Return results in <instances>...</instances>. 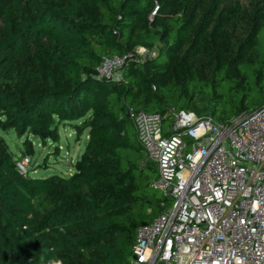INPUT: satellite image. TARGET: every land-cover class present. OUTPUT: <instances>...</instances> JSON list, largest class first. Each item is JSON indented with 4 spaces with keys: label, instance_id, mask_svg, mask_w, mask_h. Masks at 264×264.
<instances>
[{
    "label": "trees",
    "instance_id": "obj_1",
    "mask_svg": "<svg viewBox=\"0 0 264 264\" xmlns=\"http://www.w3.org/2000/svg\"><path fill=\"white\" fill-rule=\"evenodd\" d=\"M136 44L157 53L140 59ZM128 53L123 79L97 75ZM247 88L264 91V0H0V131L88 130L74 172L48 177L21 174L27 153L0 133V264H132L138 227L168 203L129 110L205 100L214 117L222 101L224 122L251 109Z\"/></svg>",
    "mask_w": 264,
    "mask_h": 264
},
{
    "label": "built area",
    "instance_id": "obj_2",
    "mask_svg": "<svg viewBox=\"0 0 264 264\" xmlns=\"http://www.w3.org/2000/svg\"><path fill=\"white\" fill-rule=\"evenodd\" d=\"M131 58L104 56L97 75L121 80ZM129 115L170 201L138 227L131 263L264 264V106L224 122L188 109ZM31 161L19 156L18 171Z\"/></svg>",
    "mask_w": 264,
    "mask_h": 264
},
{
    "label": "rangeland",
    "instance_id": "obj_3",
    "mask_svg": "<svg viewBox=\"0 0 264 264\" xmlns=\"http://www.w3.org/2000/svg\"><path fill=\"white\" fill-rule=\"evenodd\" d=\"M133 52L138 58L143 59L145 56H154L157 53V49H149L144 44H136L133 48ZM120 72L117 73L119 75ZM247 104L249 108H253L264 103V91L258 92L247 88ZM226 103L220 102L216 107V113L214 118L219 121L220 116L223 114ZM227 109L229 107H226ZM192 110L198 114H210V109L207 108L205 100H195ZM228 119L235 117L231 113L226 115ZM81 120L77 121H65L59 122L58 132L59 141L54 142L51 139L43 141L41 138L25 134L20 136L15 130L0 133L5 137L7 144L11 151L16 154L27 153L32 156L29 175L32 177H48L53 174H59L68 176L75 170V164L85 149V145L88 140V130H84L78 134L75 124H78ZM166 123H170L166 121ZM135 134L134 128L131 129V134ZM31 143L33 153L27 151V144ZM155 167V174L157 172V164L152 162ZM154 194L157 198L164 199L165 202L170 204V201L164 198V193L161 190H155Z\"/></svg>",
    "mask_w": 264,
    "mask_h": 264
},
{
    "label": "water",
    "instance_id": "obj_4",
    "mask_svg": "<svg viewBox=\"0 0 264 264\" xmlns=\"http://www.w3.org/2000/svg\"><path fill=\"white\" fill-rule=\"evenodd\" d=\"M146 224V222L142 223V225ZM162 264V263H161Z\"/></svg>",
    "mask_w": 264,
    "mask_h": 264
}]
</instances>
